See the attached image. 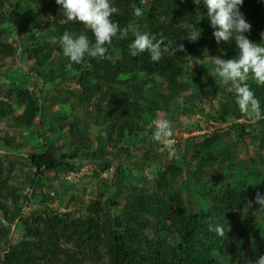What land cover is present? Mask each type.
Instances as JSON below:
<instances>
[{
    "label": "trees",
    "instance_id": "obj_1",
    "mask_svg": "<svg viewBox=\"0 0 264 264\" xmlns=\"http://www.w3.org/2000/svg\"><path fill=\"white\" fill-rule=\"evenodd\" d=\"M26 2L32 3L37 13L24 17L21 13L20 17L16 18L14 14L11 23H8L1 13L5 2L0 0V61L10 56L17 57L20 63L31 61V66L47 72L48 80L36 78L40 84L32 94L22 90L26 95L25 108L21 115L14 117L15 125L20 128L29 127L38 116L40 118L44 100L41 91L45 83L60 84L67 76H71L82 86L81 92L86 98L98 92L95 103L98 111L96 118L102 116L104 121L108 122L106 128L108 141L112 140V133L116 130V138H114L116 151L94 158L87 155L92 148L86 143L85 129L80 131L76 122H61L64 117H60L59 129L68 127L70 148L56 155L43 142L40 151L27 154V159L34 169L30 186L32 191L40 188L44 179L52 178L51 175H55L59 170H74L95 161L107 165L109 162L118 164L125 158L127 160L130 148L152 137L153 132H149L146 126L155 110L159 108L158 102L149 97L150 91H154L156 84L166 83L172 94L173 105L168 106L169 111L178 105V98L174 94L184 90L188 85L186 74L188 60L184 59L185 54L192 56L191 59L200 57L213 45L224 47V51L221 52L223 59L235 58L239 53L234 40L225 45L224 42L219 45L216 43L204 0H200L199 4H195L193 0H111V3L120 10L121 14H114L113 20L118 22L121 28L145 19V32L155 35L157 39L161 35L166 37L165 43L168 44L169 51L164 53L159 62H153L147 52L136 57L131 56L129 45L135 37V32L130 31L127 38H114L111 45L106 46L108 51L104 58L86 57L83 64H73L72 70L69 71L66 70V65L70 62L69 58L65 56L59 43L62 34L65 31L74 35L85 34L93 42L94 35L85 25L68 21L63 7L58 5L56 0ZM133 4L144 10L141 17L137 18L133 15ZM240 10L252 26L251 32L245 35L252 42L264 46L260 35L264 32V0H244ZM39 16L48 18L50 24L46 26L51 29L52 34L58 36L59 40L51 44L47 41L48 35L44 41L36 37L27 47H20L18 43L13 45V42L7 41L10 35L13 38L18 36L22 39L29 38V34H34L42 26ZM189 26H195L201 31L198 41L191 42L186 39L190 31ZM179 44L184 45L186 52L178 51ZM55 51L60 55L59 61L55 66L46 69L45 64ZM114 53L118 56H114ZM247 83L260 102L262 115L258 122L263 126L264 85L258 84L251 74ZM222 84L220 83L221 87L218 89L222 101L217 111L207 113V117L220 122H226L229 117L234 120H252L241 113L231 84H226L227 90ZM125 86L128 89H124ZM194 93H197L200 99L203 98L200 91ZM189 110L203 112L201 105L197 104L194 109L191 105L182 108L185 112ZM3 115V109L0 108V117ZM119 118H122L121 123L113 129L114 121ZM249 126L235 121L229 127L231 136L236 141L250 135L255 140L259 152L263 154L264 139ZM203 136L201 148L193 149L189 158V162L192 163L190 165L192 173H198L195 180L200 188L199 192L204 194L203 206H199L195 212L187 204L182 187L176 185L188 162L182 164L180 163L182 160L178 161L174 157L162 170L160 166L157 168L155 190L132 186L131 192L123 199L120 209L115 208L118 203L111 200L110 207L103 213H100L98 202L94 201L88 206V213L85 216H75L67 211L45 217L38 214L28 220L29 218L22 216L19 207L7 213L1 202L0 191L2 218L7 222H13L17 218L23 228V234L17 241H12L11 237L6 240L7 250L0 254V264H248V261L254 262L259 256L264 255V248H261L258 242L264 237V216L257 218L255 212L263 215L264 211H260L259 206L253 204L248 211L249 220L244 219L246 221L242 224L232 221L235 213L248 204L249 194L252 193L251 184H256L257 178L251 167L244 168L232 161V149L221 142L217 130ZM151 139L152 142L155 141ZM180 148L181 145L176 143L175 153H178ZM81 149L86 151L84 155H81ZM185 154L183 153L180 158L184 159ZM217 161L222 169L214 171L212 166ZM205 167H211L208 169L209 173L203 171ZM3 168L0 159V188L5 180L2 177ZM203 178H209L217 183V190L205 191L204 186L200 184ZM219 182L222 184L218 185ZM198 188L195 187V190L198 191ZM261 191H259L261 195H264V190ZM16 199L17 196L15 202ZM256 221L258 228L254 226ZM209 222L223 225L227 236L220 238L214 231L210 232ZM252 238L258 244L251 254L245 256L244 246ZM231 253L237 258H233Z\"/></svg>",
    "mask_w": 264,
    "mask_h": 264
},
{
    "label": "rangeland",
    "instance_id": "obj_2",
    "mask_svg": "<svg viewBox=\"0 0 264 264\" xmlns=\"http://www.w3.org/2000/svg\"><path fill=\"white\" fill-rule=\"evenodd\" d=\"M26 1L4 0L5 3L1 13L5 16L8 23H11L14 14L16 18L20 17L21 13L22 17L37 13L34 5ZM38 19L42 26L34 34H29V38L22 39L19 36L13 38L10 35L7 41L13 42V45L18 43L20 47H27L30 46L31 41L36 37L44 41L48 35L47 41L51 44L59 40L58 36L52 34L51 29L46 26L50 24L48 18L39 16ZM145 23V19L136 23L140 32H145ZM222 51H224L223 46L213 45L211 49L205 50L202 56L195 57L187 62L188 85L177 94L173 93L178 98V105L172 111L168 110V106L172 104V94L166 83L161 84L159 82L154 87V91H150L149 97L154 98L158 102L159 108L155 110L146 127L149 132H154L158 120L168 119L171 121L173 130V135L170 139L152 142V137H148L144 143L141 142L132 149L130 148L128 159L126 160L125 158L123 162L118 164L109 162V164L103 165L101 162L95 161L81 165L78 169L59 170L55 175H51L52 178L44 179L43 185L34 191L30 187L34 169L27 159V154L40 151L43 147V142L56 155L60 152L68 151L70 148L68 144V127L59 129L60 117H64L61 122H76V126L80 131L84 129L88 131L85 132L84 130V134L87 135L86 143L89 144L92 151L87 155L94 158L116 151L114 146L116 130L112 133V140L108 141L106 139L108 122L104 121L102 116L96 118L98 111L95 103L98 92L94 93L90 98H86L81 92L82 86L78 84L77 79L71 76H67L60 84L45 83L46 86L44 85L41 91L44 100L41 105L40 118L38 116L29 127H18L14 123V117L21 115L25 108L26 95L22 93V90L32 94L40 84L36 78L47 79L48 74L36 66H31V61L20 63L15 56L1 60L0 108L3 109L4 115L0 117V159L4 167L2 177L5 180H3L4 183L0 191L1 202L5 206L7 213L9 214L15 207H19L22 216L29 218L28 220L38 214L45 217L67 211L75 216H85L88 213L87 208L92 202H98L100 213H103L110 207L111 200L116 201L118 204L115 208L120 209L123 199L131 192L132 186L155 190V178L158 177L157 168L160 166L162 170L165 164L169 162L171 158H169L168 145L171 144L175 148L176 143H179L181 148L173 157L178 161L182 160L180 161L182 164L188 162L176 185L182 187L181 190L187 204L195 212L199 206H203L204 194L199 192L200 188H198L195 180L198 177V173H192L191 171L190 153L193 149H200L203 135L214 130L218 131L222 139L221 142L227 148L229 146L232 149V161L239 163L244 168H252L251 171L257 178V183L251 184L252 193L249 194L248 202L252 201L254 193L264 190V153L259 152L255 140L250 135H246L236 141L233 140L229 127L235 121L245 123L250 125L249 127L254 128L258 132L259 137L264 139V132H262L264 124L262 126L258 120H234L231 117L226 122H220L207 117V113L217 111L222 101L221 93L218 91L221 87L220 83H223L222 85L224 86L222 87H225L226 90L228 88L217 75L216 66L212 60V57L216 56L223 58L221 55ZM115 55L116 57L118 56V54L114 53ZM59 56L58 52L55 51L47 64H45V68L49 69L51 66H55L59 61ZM195 91H200L203 98L200 99L198 94L194 93ZM142 103L144 102L142 101ZM196 104L201 105L203 112L199 113L196 110L193 112L190 110L182 111L183 106L190 107L191 105L192 109H194ZM121 121L122 118L116 119L113 129ZM54 128L55 130H53ZM156 143L158 144L157 147ZM85 153L86 151L81 149V155ZM183 153L186 157L181 159L180 156ZM210 168L205 167L203 171L209 173L208 169ZM212 169L217 171L222 169V166L217 161L212 166ZM247 183H250V181H247ZM200 184L204 186L207 192L217 190V183H214L209 178L201 179ZM221 184L222 182L218 183V185ZM195 187L198 188V191L195 190ZM16 196L17 201L15 202ZM261 210L264 211V209ZM248 211L249 204L235 213L232 223L242 224L244 221L249 220L247 219L249 217ZM255 214L257 218L264 216V214L260 215L258 212H255ZM254 224L258 228V222L256 221ZM0 228V254H2L7 250L6 240L8 237H11L14 242L17 241L23 234V228L17 218L13 222H7L2 218L1 214ZM258 242L259 246L264 248V237ZM257 244L252 238L244 246L243 252L245 256L251 254ZM231 254L233 258H237L233 253Z\"/></svg>",
    "mask_w": 264,
    "mask_h": 264
},
{
    "label": "clouds",
    "instance_id": "obj_3",
    "mask_svg": "<svg viewBox=\"0 0 264 264\" xmlns=\"http://www.w3.org/2000/svg\"><path fill=\"white\" fill-rule=\"evenodd\" d=\"M199 4L200 0H193ZM207 6V16L210 26L213 28V36L216 43H229L234 40L239 50L238 56L231 59H223L220 56L212 57L216 66L219 78L225 84H231L236 96L237 104L241 113L252 120L261 118L260 102L247 83L249 75L260 85H264V46L261 43L252 42L245 33L251 32V24L247 22L241 12L244 0H204ZM58 5L63 7L64 15L68 21L79 22L91 31L94 35V42L87 35H74L65 31L60 37L59 43L65 56L69 58L66 70L71 71L73 64H83L85 58L105 57L108 51L106 46L111 45L114 38H127L130 31L135 32V37L129 45V54L133 57L147 52L153 62H159L164 53L169 51L166 37L163 35L159 39L149 32H140L139 26L129 23L121 28L120 24L113 20L114 14H121L111 0H56ZM133 15L141 17L143 9L132 5ZM187 38L191 42H196L201 36V31L195 26H189ZM261 42H264V32L261 34ZM169 44L171 41L168 42ZM178 51L186 52L183 44L178 45ZM192 56L185 54L184 59L190 61ZM173 130L171 121L160 119L156 122L155 131L152 134L153 140L157 142L168 140L172 137ZM169 158L175 156V148L168 145ZM247 188V187H246ZM245 188V189H246ZM249 208L253 204L258 205V209H264V195L256 192L254 200L248 202ZM208 230L215 232L218 237H226L223 225L209 222ZM248 264H264V255L259 256L254 262Z\"/></svg>",
    "mask_w": 264,
    "mask_h": 264
}]
</instances>
